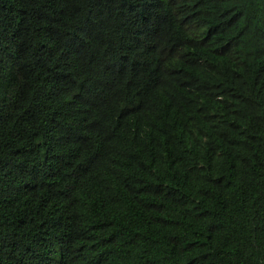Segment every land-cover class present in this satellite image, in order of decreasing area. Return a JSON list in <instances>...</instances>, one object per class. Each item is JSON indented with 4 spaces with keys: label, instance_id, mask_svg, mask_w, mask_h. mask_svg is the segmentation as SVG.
<instances>
[{
    "label": "trees",
    "instance_id": "obj_1",
    "mask_svg": "<svg viewBox=\"0 0 264 264\" xmlns=\"http://www.w3.org/2000/svg\"><path fill=\"white\" fill-rule=\"evenodd\" d=\"M0 264H264V0H0Z\"/></svg>",
    "mask_w": 264,
    "mask_h": 264
}]
</instances>
